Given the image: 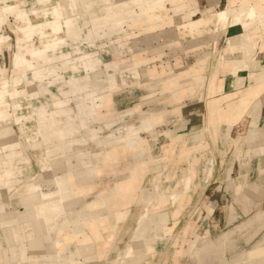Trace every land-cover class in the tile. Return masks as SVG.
Returning a JSON list of instances; mask_svg holds the SVG:
<instances>
[{
	"label": "crops",
	"instance_id": "0c3cea01",
	"mask_svg": "<svg viewBox=\"0 0 264 264\" xmlns=\"http://www.w3.org/2000/svg\"><path fill=\"white\" fill-rule=\"evenodd\" d=\"M23 1L7 0V4L21 9ZM96 1L59 0L57 6L39 9L41 22L52 21V27L45 28L48 35L41 38L36 34L33 39L40 48L46 40L52 46L46 51L48 62L33 69V79H54L70 71L67 92L59 90L61 94L56 96L26 82L19 89L26 70L17 76L11 59L5 94L8 105L0 107L1 113L9 114L0 122L4 127L0 128L1 147H12L5 154L6 162L23 156L27 159L19 162L35 161L40 168L36 180L53 176L63 184L60 187L66 197L55 202L58 211L50 206L44 213L37 212L39 203L32 197H18L34 181H20L21 167L13 162L17 181L8 189L0 181V190H8L5 196L0 195L2 264L11 258L15 259L12 264H18L20 252L34 257L38 264L234 261L256 241L264 240V35L248 41L241 23L221 29V23L216 22L219 11L229 3L237 9L242 0H122V7L118 0L105 12L101 3L96 7ZM257 2L256 10L264 17V0ZM21 19L15 18L10 27L17 22L24 27ZM1 24L0 30L8 27L7 21ZM25 29L34 32L39 25L27 23ZM123 36L134 50L128 60L114 61L117 81L127 80L130 86L143 89L144 98L159 100L142 125L125 137L103 141L110 148L74 157L72 146L93 137L88 132L91 118L114 120L117 112L110 93L120 88L107 87L100 77L105 68L97 72L92 67L97 62L100 65L98 60L86 56L75 60L66 50L89 39L119 42ZM29 37L25 44L32 43ZM188 56L193 62L184 65ZM16 77L20 81L15 87L23 91L21 96L11 95ZM22 100L28 109L26 121L19 120ZM8 119L12 135L6 133ZM142 128L146 132L137 136L136 131ZM17 146L21 152L13 149ZM28 146L35 150L32 155L25 151ZM134 155L141 158L126 166V171L121 169V161ZM7 167L0 163V180ZM120 171V179L104 186L103 177ZM66 174L72 178L62 177ZM15 196L22 211L8 209ZM27 204L34 211L31 217ZM17 213L23 216L21 220ZM253 215L260 218L253 220ZM141 221L146 228L139 233ZM232 229L239 235L233 234L231 244L217 243ZM236 243L239 251L234 250ZM251 258L255 264H264V251Z\"/></svg>",
	"mask_w": 264,
	"mask_h": 264
},
{
	"label": "rangeland",
	"instance_id": "374dc122",
	"mask_svg": "<svg viewBox=\"0 0 264 264\" xmlns=\"http://www.w3.org/2000/svg\"><path fill=\"white\" fill-rule=\"evenodd\" d=\"M59 0H24L23 1V5L22 8L20 9L18 7V5H14L11 6L9 4H7V0H0V29L2 27L1 22L5 23V21H7V26L9 27H3L2 30H0V105H8V103H6L5 101V94L7 93L6 89H7V84H8V80L9 77L11 76V59L13 57L12 60V71L13 73L15 72V74L18 73L24 74L25 70V81L23 79V77H21V81L18 80V78H13V81L11 82L13 84V92L11 95H19L21 96L23 91L22 90H18L15 85L17 82L18 83V88L22 89V86L24 85V83L26 82L27 85H29L31 88H37V87H42V88H46L50 91L51 94H54L56 96H59V94H61L59 92V90H62V92H67L69 90V85L66 84L65 82H67L68 80V75L70 74V71H66L65 73H60L59 76H55L54 79L51 77V79H48V77H44L40 80H34L33 79V74L32 71L33 69L37 68L42 65V63H47L48 60V53L46 52L51 46H52V42H48V40H46L45 45H42V48H40V44L38 43L37 39H33V35H40L41 38H43L47 33L45 32V28L46 27H52V21H48V20H44L43 22H41L43 20V18L41 16H39V9L40 8H47V6L50 7L55 5L57 6V3ZM96 3L98 4L96 7L104 5V12L107 10L106 8H110L111 6H115L118 4V0H104L101 1L99 0L98 2L96 1ZM119 3L121 4V7L123 6L122 0L119 1ZM126 3V2H125ZM228 7H226L224 10L226 9H232L234 7L231 6V3H229L227 5ZM238 9V8H237ZM109 12V11H108ZM9 15L8 14H11ZM260 15L258 16L257 14H255L254 16H252L251 19L245 20V18H241V21L247 22L248 23V31L245 32V34L243 35L244 37H246V39L249 41L250 38H255L256 35L261 36L260 34L264 35V28L261 30L260 28H262V26L257 27L258 24L257 22H259V20H261V18L263 16L262 11H259ZM257 15V17H256ZM16 20L21 19L24 22V27L22 26V22H17V26L15 27H10V23H15L14 20L15 18ZM256 17V18H255ZM218 17H215V20L217 23H220V20H218ZM232 20H233V16H229L227 21H225V24L222 27V23H221V29L225 28L227 25L232 24ZM231 23H230V22ZM251 21V23H250ZM40 22V23H39ZM27 23L35 26V25H39V30H34V32H31L27 29H25L27 27ZM22 26V27H21ZM256 27V28H254ZM254 32H252V31ZM52 32V31H51ZM263 32V33H262ZM94 33V32H93ZM260 33V34H257ZM8 35L9 36V41H8ZM17 35L19 36V38L17 37ZM48 35V34H47ZM247 35V36H246ZM29 36L31 37V42L32 43H28L25 44L24 42L30 39ZM95 36V34H92L91 39ZM255 36V37H254ZM107 37H110V35H108ZM4 38V39H2ZM22 39V40H21ZM91 39H89L87 42H79L76 43L75 46H73L72 49L68 48V50L71 52L70 53V57L74 56L73 58L78 59V57H87V60H93L95 61H99V66H98V62L96 63V65L92 66L95 71L100 72V68L103 67L105 68L104 71V75H100L101 79L104 81L105 84H107V87L109 89L115 87V86H119L120 90L116 91L115 93H110V97L113 103V107L115 109V111L117 112L116 117L114 118V120L112 122H108V120H105L103 118H91L89 120V124H88V132L92 133L93 137L89 140H87L86 142H78L75 143L72 146V155H74V157H80V156H86L89 154H95L98 151H105L107 148H110L109 144H102L103 141H110L112 140L111 138H121V137H125L126 134L132 130L133 128H137L138 126L142 125V120L144 117L148 116L150 111H152L151 109H153V107L156 105V103L158 102V97H152V98H144V91L142 88L140 87H136V86H130L128 84V82H126L127 80H119L118 79V67L117 65H113L115 60H128L129 57H131L133 55V50L134 47L132 45V43L129 41L128 38H126L125 36L121 37V39L118 41H110V39H102V40H93L90 41ZM10 43V44H9ZM33 44V45H32ZM78 44V45H77ZM10 45V46H9ZM77 47V48H76ZM250 49V48H249ZM248 49V50H249ZM82 52V53H80ZM42 56H46L44 59V61L39 63L38 60L40 57ZM82 58V59H83ZM193 58L191 56H188V58L185 57V59H183L184 61V65H191L193 60ZM90 69V68H89ZM86 72V71H85ZM37 73V70L35 72V74ZM88 73L90 74V72L88 71ZM70 76V75H69ZM14 77V76H13ZM52 83V84H50ZM119 84V85H117ZM47 93V92H46ZM46 95V94H44ZM50 95L47 94L46 97ZM42 98L41 100L44 101V99L46 98ZM21 99V98H20ZM96 100V98H94ZM39 100V98H37V101ZM94 100V101H95ZM153 101L152 103H150V101ZM156 100V101H155ZM37 101H35L36 103H38ZM5 102V103H4ZM89 104L91 103V101H88ZM135 106H137L138 108L135 109ZM6 109V107H4V110ZM41 111V110H40ZM28 109L26 108L25 102L22 100L21 101V107L18 109V114L19 116L21 114H23L22 116L19 117V120H27V116L28 115ZM5 111L4 112H0V116H1V121H3L7 116H9V114L7 113L5 116ZM26 114V115H24ZM4 115V116H3ZM39 118L40 117V113L38 114ZM9 118V117H8ZM25 118V119H24ZM7 119V118H6ZM43 120V118H42ZM9 121V126H11V122ZM108 122V123H107ZM29 120H28V124H29ZM5 126V125H4ZM13 129L15 131V133L17 135H19V130H18V126L17 124L13 123ZM0 128H4L3 125L0 126ZM25 132L26 129H25ZM146 131L142 128L139 131H136V135L137 136H143L144 133ZM6 133L8 134H13L12 130L9 129ZM13 139V138H12ZM19 146V145H18ZM17 147H13L14 150L16 151H20L22 149H19ZM18 148V150H17ZM2 149V151H1ZM12 149V147H10L9 149H7L5 146L1 147L0 144V163L3 164L4 166L7 165V162L5 159V154L7 153L8 150ZM28 154L32 155V152H34L35 150H33L31 147H27L25 150ZM22 155V154H21ZM25 155V154H24ZM23 156V155H22ZM141 156L140 155H134L133 157H131L130 159H127L125 161H121L120 164V168H124V171L127 170L126 166L131 165V163L135 162L136 160L140 159ZM19 160H26V157H19ZM19 160H11L12 163L13 162H19ZM15 165V163H13L11 167H13ZM19 166L21 167V174L19 173V175L17 177H19L20 181H22L23 183L26 182H32L34 181L28 188H26L25 190H23V192L18 195L22 196V198H31L32 200L37 202L40 200H42V202H46V199L52 195L55 194V192L57 193H62V189L61 187L63 186L62 183H60L59 181H55L53 176H49V177H44L41 176V178L36 180V177L40 174V168L39 166L35 163V161H20L19 162ZM17 170V168H16ZM15 170V171H16ZM43 172H46L45 170H43ZM41 172V173H43ZM57 173H59V171H57ZM121 173H123V171L114 173V174H109L105 177L99 178L103 183L104 186H109L110 181L111 180H116L117 178L120 179L121 177ZM16 177V176H15ZM15 177H12V179H15ZM3 179V177H2ZM5 176H4V180H5ZM96 179V178H93ZM2 181V180H0ZM101 182V183H102ZM14 184V182L12 183ZM11 184V185H12ZM61 186V187H60ZM58 189V190H57ZM60 189V190H59ZM56 190V191H55ZM8 191V190H7ZM4 189L0 190V194L1 196H5V193L7 192ZM51 191V192H50ZM47 194H51L50 196H47ZM46 196V197H44ZM53 196V195H52ZM53 198V197H51ZM18 199L16 196L12 198L11 202L9 203L8 209L10 210H14V209H19L20 211L23 210L22 205L18 204ZM88 200H91L90 198H88ZM30 201V200H29ZM27 206V210H29V204L26 205ZM20 213H17V217L19 216ZM255 216V215H253ZM20 217V216H19ZM23 217V216H22ZM253 218V217H252ZM260 218V217H257ZM248 224V222L246 223V225ZM1 225V222H0ZM246 225H243L244 227ZM2 226V225H1ZM24 228L26 227L25 224H23ZM240 226V225H239ZM241 227V226H240ZM3 228V226H2ZM0 228V232L1 229ZM238 229V226L237 228ZM8 231L12 232L14 234V237L17 238V233H15L16 229L13 228V230L11 231V229H8ZM29 231V229H27V227L24 229V233H27ZM12 234V235H13ZM235 237H237L239 235V231H237V234H234ZM26 236V235H25ZM24 236V237H25ZM10 241V240H9ZM133 239H131V241L129 242L130 245L133 244ZM258 242V241H257ZM23 245H25L24 241L22 242ZM3 244L6 245L7 242L3 241ZM237 246L235 247V251H239L240 248V244L236 243ZM30 246V245H29ZM29 246H26L29 248ZM208 247V246H205ZM264 246H262V248L260 249L259 254L262 253V251H264ZM251 249L249 250H245L242 252V254L240 256H237V258H235V260L231 261L228 264H255V261L253 262V260H249L252 259V256H256L259 254H255L253 252H250ZM6 255V254H5ZM27 258V259H26ZM22 262H18V264H38L37 261L34 262L33 258L34 257H26ZM31 261H30V260ZM2 261H0V264H2ZM11 261H15V259L11 258L10 261H6V264H10ZM249 261V263H248ZM116 264V261L114 262ZM12 264V263H11ZM180 264H188L187 260H182L180 262Z\"/></svg>",
	"mask_w": 264,
	"mask_h": 264
},
{
	"label": "bare ground",
	"instance_id": "6f19581e",
	"mask_svg": "<svg viewBox=\"0 0 264 264\" xmlns=\"http://www.w3.org/2000/svg\"><path fill=\"white\" fill-rule=\"evenodd\" d=\"M259 2H257V0H254V2H252L251 0H242V3L241 5L238 7V9H226V10H221L219 11L215 17H218L220 20V23H222V27L223 25L225 24V21H227L228 17L231 15L233 16V20H232V24H235V23H241L245 29V32L248 31L249 29L247 28L248 27V21L247 22H244V21H241V18L243 16V18H245V20H248V19H251L252 16H254L255 14H257L258 16L260 15L259 11L256 10V6L259 5L257 4ZM228 7V6H227ZM256 15V17H257ZM214 16V15H213ZM255 17V18H256ZM261 18V20H259V22H257L258 26L257 27H260L262 26V28H260L261 30L264 28V17H259ZM206 20V19H205ZM204 20V22H205ZM209 22V19L207 18V23ZM218 22V21H217ZM230 22V21H229ZM231 23V22H230ZM251 23V21H250ZM256 28V27H254ZM252 31V30H251ZM244 32V31H243ZM254 32V31H253ZM245 34V33H244ZM257 34H260V33H257ZM247 36V35H246ZM257 36V35H256ZM255 37V36H254ZM246 39V37H244ZM22 40V39H21ZM251 40V38H250ZM246 41V40H245ZM264 87V85H263ZM252 88V87H251ZM256 94V93H255ZM246 100V99H245ZM1 107V105H0ZM0 111H1V108H0ZM41 116V115H40ZM0 120H1V116H0ZM9 163H7V168L3 171V179H1V185L5 188V189H8L10 187V185L14 182H16L17 180H14L12 179V177H14V174H15V169H16V166L14 165L13 167L10 168V166L13 164L12 161H8ZM132 172V171H131ZM4 176H5V180H4ZM62 177H65L66 179H69V178H72V176H70L69 174H66ZM129 180V179H128ZM132 182V181H131ZM58 190V189H57ZM60 190V189H59ZM56 191V190H55ZM51 192V191H50ZM58 192V191H57ZM55 192V194H47V196H50L49 199L47 198L46 199V202H42V200L37 201V203H39V206L36 207V210L37 212L39 211L40 213H44L45 211H48L50 210V206H53L52 208L54 209L53 211H58V209L60 208H56L55 209V202H58L60 201L61 198H64L66 196L62 195V193H57ZM1 195V194H0ZM46 197V196H44ZM53 197V198H51ZM178 198V197H177ZM28 203V201L26 202ZM54 204V205H53ZM3 211V210H2ZM1 212V211H0ZM32 212L33 209L31 208V206L29 205V211H28V215L31 217L32 216ZM142 216V215H141ZM143 218V216H142ZM18 220H21L22 219V216L21 217H17ZM257 219L255 216L253 217V220ZM248 222H252V221H248ZM90 223V222H89ZM253 225V224H252ZM141 230L139 231V233H142V231L146 228V226H144V222L141 221ZM237 228V227H236ZM241 227L238 226V230L240 229ZM8 231V230H7ZM233 232H235V229H232V230H229L227 231L226 233H224L221 238H219V240L217 241V243L219 244H224V243H232V239H233ZM55 243V242H54ZM264 244V240H259L258 242L256 241L250 248L249 250L251 249L250 252H253V253H257L259 254L260 252V249L261 247L263 246ZM209 245V244H208ZM31 246V245H30ZM29 246V247H30ZM40 250V249H39ZM20 252V250H19ZM61 253V252H60ZM58 254V253H57ZM28 256H25L24 255V252H20V262L23 261L24 258H26ZM27 259V258H26ZM24 259V262L25 260ZM61 259V258H60ZM235 259V258H234ZM1 260V259H0Z\"/></svg>",
	"mask_w": 264,
	"mask_h": 264
}]
</instances>
